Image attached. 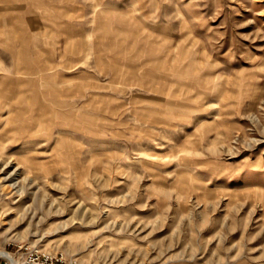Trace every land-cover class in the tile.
<instances>
[{"label":"rangeland","instance_id":"obj_1","mask_svg":"<svg viewBox=\"0 0 264 264\" xmlns=\"http://www.w3.org/2000/svg\"><path fill=\"white\" fill-rule=\"evenodd\" d=\"M0 241L264 264V0H0Z\"/></svg>","mask_w":264,"mask_h":264},{"label":"built area","instance_id":"obj_2","mask_svg":"<svg viewBox=\"0 0 264 264\" xmlns=\"http://www.w3.org/2000/svg\"><path fill=\"white\" fill-rule=\"evenodd\" d=\"M9 244L4 246L0 241V264H80L77 260L65 262L61 256L41 252L35 247H30L25 252L22 249L23 246L13 250L8 248ZM15 258L16 262H12Z\"/></svg>","mask_w":264,"mask_h":264},{"label":"bare ground","instance_id":"obj_3","mask_svg":"<svg viewBox=\"0 0 264 264\" xmlns=\"http://www.w3.org/2000/svg\"><path fill=\"white\" fill-rule=\"evenodd\" d=\"M8 164V163H7ZM14 170V169H13ZM8 175V174H7ZM13 175V174H12ZM7 177V176H5ZM11 177V176H10ZM20 179V178H19ZM10 185L12 186V189H15L16 192L22 194L24 192V186L20 183L19 180L14 179V176L12 177V181H10ZM4 187V186H3ZM12 262H16V258L12 259Z\"/></svg>","mask_w":264,"mask_h":264}]
</instances>
